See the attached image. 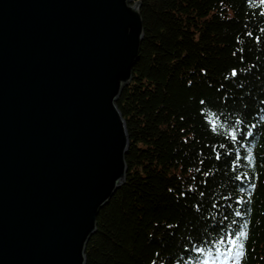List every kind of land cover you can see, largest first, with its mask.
Returning <instances> with one entry per match:
<instances>
[{
    "label": "trees",
    "instance_id": "1",
    "mask_svg": "<svg viewBox=\"0 0 264 264\" xmlns=\"http://www.w3.org/2000/svg\"><path fill=\"white\" fill-rule=\"evenodd\" d=\"M138 1L143 40L116 102L128 170L86 264L229 261L241 243L239 264H264V0Z\"/></svg>",
    "mask_w": 264,
    "mask_h": 264
},
{
    "label": "water",
    "instance_id": "2",
    "mask_svg": "<svg viewBox=\"0 0 264 264\" xmlns=\"http://www.w3.org/2000/svg\"><path fill=\"white\" fill-rule=\"evenodd\" d=\"M142 40L138 0H0V264H86Z\"/></svg>",
    "mask_w": 264,
    "mask_h": 264
},
{
    "label": "rangeland",
    "instance_id": "3",
    "mask_svg": "<svg viewBox=\"0 0 264 264\" xmlns=\"http://www.w3.org/2000/svg\"><path fill=\"white\" fill-rule=\"evenodd\" d=\"M229 253H232L229 251ZM233 258H231L229 261L226 260V258L224 259L223 257H220L218 255H213V256H209V254H206V256L204 257V259L200 262V264H239L240 262V257L238 256V252H234Z\"/></svg>",
    "mask_w": 264,
    "mask_h": 264
},
{
    "label": "snow or ice",
    "instance_id": "4",
    "mask_svg": "<svg viewBox=\"0 0 264 264\" xmlns=\"http://www.w3.org/2000/svg\"><path fill=\"white\" fill-rule=\"evenodd\" d=\"M231 75H233V76L237 75L236 70H233L232 73H231ZM202 103H203V102H202ZM252 187H255V185H252ZM237 215H240V213L238 212ZM239 237L246 238V237H247V232H246V231H241V232L239 233ZM243 248H244V245H243V243H241V244H240V249H241V251L238 253V255L242 256V255L244 254V253H243Z\"/></svg>",
    "mask_w": 264,
    "mask_h": 264
}]
</instances>
